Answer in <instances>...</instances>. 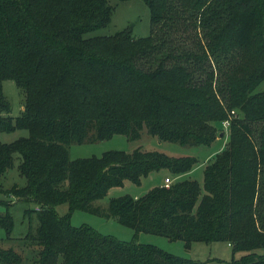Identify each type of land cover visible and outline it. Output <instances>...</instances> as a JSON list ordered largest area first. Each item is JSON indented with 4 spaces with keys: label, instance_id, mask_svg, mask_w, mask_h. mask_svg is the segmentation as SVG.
Wrapping results in <instances>:
<instances>
[{
    "label": "trees",
    "instance_id": "16d2710c",
    "mask_svg": "<svg viewBox=\"0 0 264 264\" xmlns=\"http://www.w3.org/2000/svg\"><path fill=\"white\" fill-rule=\"evenodd\" d=\"M112 1L0 0V136L28 131L9 143L0 138V178L17 167L26 180L0 190L37 206L26 214L38 224L23 239L36 248L32 264H264V90L256 91L264 82V0H142L149 36L130 28L87 36L110 24ZM182 25L196 39L177 52L170 36ZM5 80L25 92L15 118ZM228 119V142L205 165L202 184L179 179L199 164L195 156L141 148L69 154L72 144L118 134L137 140L144 128L164 142L210 146L225 136ZM163 171L177 181L95 204L114 187L140 186ZM64 203L62 216L56 208ZM76 210L114 218L135 235L182 241L187 250L227 242L233 258L193 260L76 227ZM13 228L7 208L1 240H11ZM22 263L13 248L0 247V264Z\"/></svg>",
    "mask_w": 264,
    "mask_h": 264
},
{
    "label": "rangeland",
    "instance_id": "374dc122",
    "mask_svg": "<svg viewBox=\"0 0 264 264\" xmlns=\"http://www.w3.org/2000/svg\"><path fill=\"white\" fill-rule=\"evenodd\" d=\"M114 13L110 24L106 27L100 28L96 31L90 32L87 36L93 35H112L124 29H132L133 35L136 37L149 36L151 34V13L146 3L142 0H127L119 1L113 0ZM192 37L195 38L192 28H184L181 26L178 30L172 31L170 39L176 46L177 52L183 49L192 48ZM196 39V38H195ZM4 94L11 104V115L17 117L21 114L24 106L25 92L20 89L13 80H5L3 82ZM264 90V82H262L256 91ZM224 129V128H223ZM225 136L218 139L210 146H182L178 143L164 142L157 137L148 134L146 128L141 132V137L137 140H129L125 135H115L112 138L96 143L72 144L69 147V154L71 159L89 158L92 156H101L104 152L111 150H122L126 152L133 151L137 148L142 150H156L164 152L173 157L179 156H195L199 159V164L185 176L179 179H195L200 184L203 183V170L208 161L219 152L221 147L225 148L229 138V131L224 129ZM28 136L27 130H16L14 132H4L0 138L2 142L9 143L21 137ZM19 155H16V164L19 161ZM166 177L172 178L173 182L177 181L173 175L168 171H163L159 174H151L145 178L140 186L127 181L122 187H114L110 189L107 196L99 201L96 205L106 207L112 198L130 195L134 198H139L146 194L151 188L163 184ZM14 184L24 186L26 180L21 177L17 167L10 170L0 178V188L8 189ZM12 200L11 206L5 205L6 201ZM9 208L13 220L14 228L11 240H1L5 234H0V247L13 248L23 257L22 264H32V260L36 254V248H31L24 243V238L29 232L30 224L34 228L37 226V219L33 215L26 214L29 210L37 208L32 201L15 200L5 192L0 190V212L5 213ZM68 204L64 203L57 206L56 210L60 215L68 213ZM71 223L73 226L80 227L87 224L103 235H111L123 241H137L143 244H152L162 248L172 254L180 257L189 258L193 260L207 261L210 259H220L228 263L233 258V250L231 245L227 242L203 243L196 242L191 249L187 250L182 241H170L168 238L155 234L140 233L135 235L133 229L120 224L114 218L106 219L101 216L76 210L72 217ZM241 253H236L234 256L238 258Z\"/></svg>",
    "mask_w": 264,
    "mask_h": 264
},
{
    "label": "built area",
    "instance_id": "2783aa9c",
    "mask_svg": "<svg viewBox=\"0 0 264 264\" xmlns=\"http://www.w3.org/2000/svg\"><path fill=\"white\" fill-rule=\"evenodd\" d=\"M234 115V112H232V116ZM231 119V118H230ZM230 119L226 120L223 122V128L229 131V127H230ZM173 184V180L170 177H166L164 180V185L166 187H169L170 185Z\"/></svg>",
    "mask_w": 264,
    "mask_h": 264
},
{
    "label": "crops",
    "instance_id": "0c3cea01",
    "mask_svg": "<svg viewBox=\"0 0 264 264\" xmlns=\"http://www.w3.org/2000/svg\"><path fill=\"white\" fill-rule=\"evenodd\" d=\"M24 108V107H23ZM221 138H223V137H220L219 139H221ZM228 142V141H227ZM221 150H223V147H221V149L219 150V152L221 151ZM160 185V184H159Z\"/></svg>",
    "mask_w": 264,
    "mask_h": 264
}]
</instances>
